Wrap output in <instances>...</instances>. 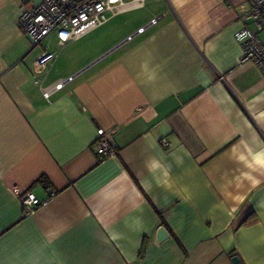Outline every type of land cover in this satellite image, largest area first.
Returning <instances> with one entry per match:
<instances>
[{"label":"crops","instance_id":"obj_1","mask_svg":"<svg viewBox=\"0 0 264 264\" xmlns=\"http://www.w3.org/2000/svg\"><path fill=\"white\" fill-rule=\"evenodd\" d=\"M41 1L0 0V264H264V76L235 37L249 0H124L61 49L44 86L72 81L48 100L18 22ZM98 129L116 157L98 162Z\"/></svg>","mask_w":264,"mask_h":264},{"label":"built area","instance_id":"obj_2","mask_svg":"<svg viewBox=\"0 0 264 264\" xmlns=\"http://www.w3.org/2000/svg\"><path fill=\"white\" fill-rule=\"evenodd\" d=\"M124 0H42L40 4L24 11L18 18L24 33L31 44L43 47L42 54L33 64L34 82L41 91L43 98L63 89L72 77L58 80L50 86H44V79L51 70L57 55L67 43L90 33L107 21L106 12L113 14ZM142 2L143 0H132ZM157 1V0H156ZM159 18L154 17L150 24H155ZM241 29L235 37L241 45L242 57L245 62H253L257 70L264 76V0H249L247 9L239 16ZM145 29L139 28L137 34ZM55 42L52 43V39ZM131 37H128L130 39ZM55 50L51 51V46ZM111 133L97 130V142L94 151L98 162L117 156L115 146L110 139ZM163 148L169 143L161 141ZM49 190V188H48ZM22 205L24 215L31 214L39 205V200L30 191L17 195Z\"/></svg>","mask_w":264,"mask_h":264},{"label":"clouds","instance_id":"obj_3","mask_svg":"<svg viewBox=\"0 0 264 264\" xmlns=\"http://www.w3.org/2000/svg\"><path fill=\"white\" fill-rule=\"evenodd\" d=\"M239 160L241 161V162H244L245 161V157L244 156H240L239 157ZM254 160H255V163L258 165V166H260L261 168H264V162H262L261 161V159L259 158V157H254ZM249 168H252L253 167V165H251V164H249V165H247ZM246 178H249V177H246ZM259 183V181H255V182H253V187H256L257 186V184ZM237 201H242V197H236L235 198Z\"/></svg>","mask_w":264,"mask_h":264},{"label":"water","instance_id":"obj_4","mask_svg":"<svg viewBox=\"0 0 264 264\" xmlns=\"http://www.w3.org/2000/svg\"><path fill=\"white\" fill-rule=\"evenodd\" d=\"M166 236L167 234H165V230L163 228H159V230L157 231V240H163ZM232 263L241 264L238 257H233Z\"/></svg>","mask_w":264,"mask_h":264},{"label":"rangeland","instance_id":"obj_5","mask_svg":"<svg viewBox=\"0 0 264 264\" xmlns=\"http://www.w3.org/2000/svg\"><path fill=\"white\" fill-rule=\"evenodd\" d=\"M128 15H129V14H126L125 16H122V17L120 16V17H118V19L115 18L114 21H116V20H117V21H121V20H123V19H126V18H128ZM114 21L112 20V22H114ZM51 47H52V50L54 51L55 48H54L53 46H51Z\"/></svg>","mask_w":264,"mask_h":264},{"label":"trees","instance_id":"obj_6","mask_svg":"<svg viewBox=\"0 0 264 264\" xmlns=\"http://www.w3.org/2000/svg\"><path fill=\"white\" fill-rule=\"evenodd\" d=\"M40 183L43 185L44 188H48V186H49L48 183H47V181H46V179H43V178H42V179L40 180Z\"/></svg>","mask_w":264,"mask_h":264}]
</instances>
